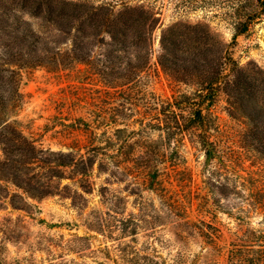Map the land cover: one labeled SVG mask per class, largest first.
Wrapping results in <instances>:
<instances>
[{
    "label": "trees",
    "instance_id": "1",
    "mask_svg": "<svg viewBox=\"0 0 264 264\" xmlns=\"http://www.w3.org/2000/svg\"><path fill=\"white\" fill-rule=\"evenodd\" d=\"M158 1L0 2V32L15 25L12 29L17 34L13 39L0 35V188L6 190L0 199L4 201L6 198V204L23 208L28 213L31 212L28 209L38 212L36 203L42 190L50 193L49 187H56L63 178H78L84 182L93 164L102 162L103 158L126 159L128 148L146 143L143 136L148 134L143 131L157 132L161 144L141 146L140 159L134 157V165L146 169L149 187L162 192L170 209H176L178 203L170 193H165L161 176L170 175L169 166L177 165V159L184 158L179 147L184 137H187L195 156L199 154V165L207 173L204 183L210 191L209 195L226 188L219 174L221 169L227 170L229 163L239 155L235 150H228L229 161L224 166L226 160H222V156L230 143L242 148L244 158L250 155L255 159H264V135L255 133L257 128L264 132V121L259 127L255 119L257 110L252 106L257 102L253 89L255 76L239 65L231 50L236 37L248 33L258 14L264 11V0H234L231 5L222 2L225 12L236 9L237 13L226 21L232 30L228 43L215 35V27L209 18L189 22V17L178 10L186 8L188 0H177L176 20L161 27L158 45L153 48L154 30L163 23L160 16L162 6ZM199 1L194 0V3ZM17 8L42 18L57 34L66 35L63 46L59 44L56 49H51L48 41L38 37L27 21L19 17ZM181 27L186 30L183 32ZM98 43L99 51L94 46ZM151 65L158 66L171 81L187 84L192 90L172 101L147 93L144 74ZM34 70L44 71L49 81L54 83L59 81L61 73L67 79L66 83L82 81L94 75L105 88V98L100 101L78 103L77 107L74 106L75 113L71 112L73 104L67 107L66 103L65 113L51 116L54 125H49L50 135L62 144L59 149H53L46 139H35L33 135L36 132L23 134V129H28L32 121H22L18 117L30 98L29 93L20 88ZM92 92L100 95L102 91L97 87ZM220 93L225 95L228 115L238 119L237 114H240L247 124H256L252 126L256 127L255 130L246 132L235 141L232 140L233 135L215 136L211 108ZM84 106L89 108L80 112ZM130 110L138 118H134ZM131 121L132 126L128 125ZM116 123L121 127L115 128L114 132L120 135L117 138L106 135V130ZM46 129L47 123L42 132ZM79 131L91 134L92 143L80 144L75 149L70 142H64L66 139L72 142L74 133ZM170 138L175 142H170L173 145L163 140L169 141ZM10 185L13 187L10 188ZM261 207L258 212L264 217V197ZM128 220H122L125 229L129 227ZM176 223L183 231L190 224L186 220ZM192 229L197 237L207 238L205 243L208 245L200 258L195 254L191 264L197 261L200 264H217L211 252L215 241L209 235L212 232H204L198 225H193ZM132 232L134 230L122 236ZM247 238L243 243H230L227 264H264V230L254 229ZM132 240L106 245L95 252H102L107 258L113 252L110 259L115 264H168L156 254V250L154 253L140 252ZM171 260L173 264L179 263Z\"/></svg>",
    "mask_w": 264,
    "mask_h": 264
},
{
    "label": "rangeland",
    "instance_id": "2",
    "mask_svg": "<svg viewBox=\"0 0 264 264\" xmlns=\"http://www.w3.org/2000/svg\"><path fill=\"white\" fill-rule=\"evenodd\" d=\"M23 1L26 0H0L13 4ZM176 1H158L159 6H162L160 16L163 23L154 30L153 48L158 45L161 27L176 20L178 8ZM232 1L234 0H201L194 3V0H188L186 8L182 7L178 10L189 17V22L209 18L215 27V35L228 43L231 41L232 30L226 21L237 13L236 9L225 12L222 2L231 5ZM17 9L19 17L27 21L30 29L38 37L45 38L51 49H56L59 44L63 46L66 35L64 37L52 31L51 25L42 18L22 11L21 8ZM13 27L0 32V35L4 38L10 36L13 39L17 35ZM181 28L184 32L185 28ZM235 40L231 46L232 56L239 65L255 76L253 89L257 102L252 103V106L257 110L255 119L260 127L261 121H264L263 10L258 14L250 31L238 35ZM97 45L99 46V43L94 45L95 50L99 51L100 47ZM155 58L154 55L153 63ZM81 67L85 66L81 65ZM146 71L144 81L147 84L145 86L147 93L151 92L161 100L172 101L173 98L192 90L187 84L171 81L158 66L151 65ZM60 76L59 81L54 83L49 81L44 71L34 70L29 78L24 79L26 84L20 88L21 91L28 92L30 98L24 103L18 117L22 121L28 119L32 121L28 129H23V134L26 135L27 131L36 132V135H33L35 139H46L49 141L47 144L53 149L61 148L62 144L58 138L50 135L49 125L54 122L51 116L65 113L66 103L67 107L73 104L71 112L75 113L78 103L81 105L105 98L103 94L105 88L97 77H93L94 75L89 79L68 83L64 73ZM97 87L102 91L100 95L92 92V89ZM62 102L65 104H61ZM86 108L89 106H84L80 112ZM132 110L134 111V108ZM211 110L216 128H213L212 132L215 136L233 135L232 140L235 141L246 132L251 133L256 129L252 127L256 124H247L240 114H237L238 119L228 115L223 93L219 94ZM131 114L135 116L134 118H138V115H134L132 111ZM46 123L47 129L42 132ZM128 125L132 126V121ZM119 127L121 124L112 125L106 130V135L117 138L120 134L115 133L114 130ZM40 132L42 133L38 135ZM256 132L258 136L264 135L260 128H257ZM143 133L148 135L143 136L146 143H140L141 146L161 144L157 132L143 131ZM91 136L89 133L79 131L74 133L75 138L71 139L72 142L68 139L64 142H70L71 147L77 149L80 144L83 146L92 143ZM163 140L166 143L174 142L171 138L169 141ZM229 145L225 149L226 154L222 156V160H226L224 166L229 161L228 150H235L239 155L235 153L237 156L229 163L227 170L221 169L219 174L226 188L209 195L210 191L204 183L207 173H204L199 165V154L195 156L187 137L179 143L180 153L184 158L177 159V165L169 166L170 175L161 176V186L165 193H170L178 203L176 209L168 208L158 188L149 187L146 169L141 165H134L136 161L134 157H139L143 150L140 145L128 148L127 158L124 160L120 157L103 158L102 162L93 164L84 182L78 178H63L57 184L53 182L56 187H49L50 193L44 190L39 193L41 196L36 203L38 212L28 209L31 210L28 213L23 208H13L5 203L6 198L4 201L0 199V222H3L0 225V258L2 259L0 264H97V262L115 264L110 259L113 252H110L108 255L110 258H107L102 252L95 250L131 239L140 252L154 253L156 250V254L163 257L168 264H173L171 259L177 260L178 264L182 262L191 264L195 254L200 258L208 245L205 243L207 238L197 237L192 232L193 225H198L204 232H212L209 234L215 239L212 245L214 247L210 248L212 257L217 264H227L230 243H243L248 240L247 235L254 229L264 230V217L258 212L262 209L264 197V159H255L250 155L244 158L242 148H238L236 143ZM1 153L0 149V156ZM240 161L243 162L241 165H239ZM12 187L10 185V188ZM5 194L6 190L0 188V196ZM123 219H130L129 227L126 229L122 223ZM181 220L190 223L184 231L176 223ZM130 230H134L131 235L122 236L128 234ZM198 263L200 264L197 261L196 264Z\"/></svg>",
    "mask_w": 264,
    "mask_h": 264
}]
</instances>
